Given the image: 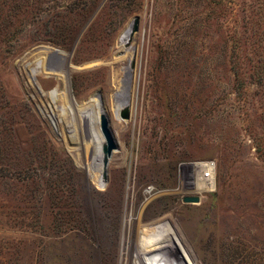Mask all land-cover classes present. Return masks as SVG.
Returning a JSON list of instances; mask_svg holds the SVG:
<instances>
[{
	"label": "rangeland",
	"instance_id": "rangeland-1",
	"mask_svg": "<svg viewBox=\"0 0 264 264\" xmlns=\"http://www.w3.org/2000/svg\"><path fill=\"white\" fill-rule=\"evenodd\" d=\"M0 264H264V0H0Z\"/></svg>",
	"mask_w": 264,
	"mask_h": 264
},
{
	"label": "water",
	"instance_id": "water-1",
	"mask_svg": "<svg viewBox=\"0 0 264 264\" xmlns=\"http://www.w3.org/2000/svg\"><path fill=\"white\" fill-rule=\"evenodd\" d=\"M138 25H139V19L134 18L132 20L130 26L128 27L129 32H128L127 39H129L135 32H137ZM120 116L123 119L129 118V110L127 107H124L122 109ZM101 130H102V132H103V134L107 140V143H108V145L105 146L103 149V164L105 165L107 162V158L111 154V151L115 148V144L111 138L110 132H109L108 127H107V120H106L104 115L101 116ZM183 200L185 202H198L199 197L198 196H187Z\"/></svg>",
	"mask_w": 264,
	"mask_h": 264
},
{
	"label": "bare ground",
	"instance_id": "bare-ground-1",
	"mask_svg": "<svg viewBox=\"0 0 264 264\" xmlns=\"http://www.w3.org/2000/svg\"><path fill=\"white\" fill-rule=\"evenodd\" d=\"M128 32H129V30L127 29L126 31H125V33H124V35H123V39H126L127 37H128ZM39 65V64H38ZM67 74H68V72H66ZM67 89V88H66ZM116 98V97H115ZM72 102V101H71ZM67 105V104H66ZM124 107H126V105L125 104H121L119 107H118V110H122ZM63 108V107H62ZM60 110H62V109H60ZM69 110V109H68ZM73 110V109H72ZM69 111H71V109L69 110ZM48 114V113H47ZM77 115V114H76ZM48 116V115H47ZM97 117H98V114H97ZM96 117V118H97ZM85 119V118H84ZM97 122V121H96ZM99 135V134H98ZM98 141H99V144L101 145L102 144V138H99L98 139ZM100 145H98V146H100ZM102 160H103V153L101 152V150H100V148H99V150H98V155H97V165H98V169H99V172H101V163H102ZM202 164V163H201ZM209 164H203V166L202 167H207ZM97 178L98 179H100V176L98 175L97 176ZM95 179V178H94ZM202 181V180H201Z\"/></svg>",
	"mask_w": 264,
	"mask_h": 264
},
{
	"label": "built area",
	"instance_id": "built-area-1",
	"mask_svg": "<svg viewBox=\"0 0 264 264\" xmlns=\"http://www.w3.org/2000/svg\"><path fill=\"white\" fill-rule=\"evenodd\" d=\"M206 169H208V172H206V173L204 174V176L210 178V177H211V172H212L211 165L209 164V165L206 167Z\"/></svg>",
	"mask_w": 264,
	"mask_h": 264
}]
</instances>
